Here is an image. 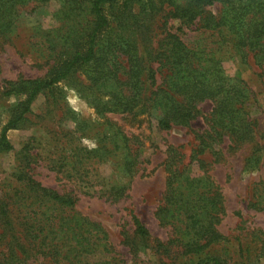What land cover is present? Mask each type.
<instances>
[{
    "label": "trees",
    "instance_id": "16d2710c",
    "mask_svg": "<svg viewBox=\"0 0 264 264\" xmlns=\"http://www.w3.org/2000/svg\"><path fill=\"white\" fill-rule=\"evenodd\" d=\"M47 1L0 0V37L12 39L29 3ZM59 1L66 29L62 40H46L53 59L46 74L0 83V97L15 99L0 131V152L13 149L8 132L27 119L36 97L53 92L58 83L80 69L88 80L87 100L106 118L104 134L115 139L114 149L120 150L124 173L133 175L136 171L138 155L132 153L135 137L110 120L109 113L132 120L148 115L157 120L159 129L168 130L190 127L204 100H211L213 108L205 116L207 128L196 134L198 144L187 162L177 147L168 149L164 199L155 212L160 224L172 229L167 240L153 237L147 225L133 215L134 227L122 232V242L131 256L122 257L106 227L77 210V199L71 193H61L33 176L35 155L24 150V160L14 173L16 184L0 197V264H30L32 257L42 258V264H142V255L151 253L158 256L160 264H185L179 259L186 256L199 257L195 264H253L232 262L228 250L226 256L210 254L211 248H225L231 238L218 227L227 213L225 200L201 154L208 149L220 154L216 147L225 137L234 148L253 140L258 129V119L251 116L250 109L254 92L243 79L225 74L219 49L217 53L202 44L190 45L180 32L184 25L195 23L206 30L223 31L244 60L251 53L258 60L259 54L264 55V0L170 4L165 24L172 18L180 20L181 26L176 31L167 30L152 54L140 51L136 37L125 33L126 24L122 28L115 25L128 15L134 0ZM216 3L222 4L217 15L206 9ZM84 156L79 159L88 160ZM194 164L198 171H194ZM126 191V185L112 186L104 195L119 200ZM250 206L264 210V180L255 184ZM252 233L246 251L264 256V229L253 228ZM244 246L241 242V252Z\"/></svg>",
    "mask_w": 264,
    "mask_h": 264
},
{
    "label": "rangeland",
    "instance_id": "374dc122",
    "mask_svg": "<svg viewBox=\"0 0 264 264\" xmlns=\"http://www.w3.org/2000/svg\"><path fill=\"white\" fill-rule=\"evenodd\" d=\"M184 1L134 0L128 15L115 25L120 24L122 28L121 25L126 24L125 33L136 37L140 51L152 54L167 30L176 31L181 26L180 20L172 18L165 24L166 15L172 8L170 4ZM206 9L217 15L222 4L208 5ZM61 10L59 0L31 2L22 10L12 39L4 41L0 37V83L46 74L53 63L46 40L58 37L62 40L61 34L66 29L67 19ZM180 34L190 45L202 44L217 53L219 49L225 74L243 79L254 92L250 109L251 116L258 119V129L253 140L234 148L230 146V139L225 137L216 147L221 150L220 154L215 155L208 149L201 157L208 163V172L225 200L227 213L218 227L231 238L225 248H211L210 254L226 256L229 251L232 262L264 264L263 255H257L253 249L250 253L246 251V242L254 237L253 228L264 229V210L250 206L255 184L264 180V55L259 54L255 60L251 53L244 60L223 31L206 30L199 23L189 27L184 25ZM87 83L86 74L80 69L58 83L53 92L40 93L26 114L27 119L8 132L13 149L0 152V197L16 184L14 173L24 160V150H27L35 155L31 163L33 176L61 193H71L77 199L76 209L102 223L117 251L122 257L130 258L131 253L122 242V232L134 227L133 215L147 225L153 237L165 241L172 236L171 227L160 224L155 214L163 203L168 177L164 162L170 146L177 147L185 155L184 162L189 160L198 144L196 134L207 128L205 116L211 112L213 102L204 100L199 103L201 113L190 127L176 126L168 130L159 129L157 120L148 115L132 120L123 114L109 113L110 120L126 134L135 137L132 153L138 155V164L131 175L120 169V150L114 149V138L105 137L106 118L99 115L87 100ZM14 100L0 97V131L12 112ZM82 156L89 158L81 161ZM192 167L198 171L197 164ZM118 185L127 186L124 197L113 200L104 195L107 188ZM241 242L245 245L243 252ZM142 257L145 260L142 264L161 263L152 253ZM179 260L195 264L199 257L186 256ZM42 263L40 257L30 259V264Z\"/></svg>",
    "mask_w": 264,
    "mask_h": 264
}]
</instances>
